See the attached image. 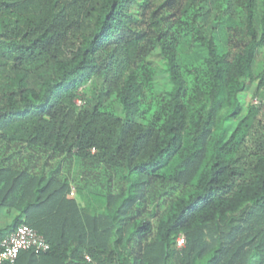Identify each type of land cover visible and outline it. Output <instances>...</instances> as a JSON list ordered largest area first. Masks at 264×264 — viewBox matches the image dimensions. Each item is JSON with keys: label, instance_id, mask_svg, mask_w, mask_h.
Returning <instances> with one entry per match:
<instances>
[{"label": "trees", "instance_id": "trees-1", "mask_svg": "<svg viewBox=\"0 0 264 264\" xmlns=\"http://www.w3.org/2000/svg\"><path fill=\"white\" fill-rule=\"evenodd\" d=\"M263 103L264 0H0V241L50 243L15 264H264Z\"/></svg>", "mask_w": 264, "mask_h": 264}, {"label": "built area", "instance_id": "built-area-1", "mask_svg": "<svg viewBox=\"0 0 264 264\" xmlns=\"http://www.w3.org/2000/svg\"><path fill=\"white\" fill-rule=\"evenodd\" d=\"M75 195L76 189L72 187L70 196L75 197ZM177 242L179 246H183L186 242L185 236L180 235ZM50 247V243L35 228L28 224H21L0 241V264H15L24 251L43 253L47 252ZM86 260L93 264L89 255H86Z\"/></svg>", "mask_w": 264, "mask_h": 264}, {"label": "rangeland", "instance_id": "rangeland-1", "mask_svg": "<svg viewBox=\"0 0 264 264\" xmlns=\"http://www.w3.org/2000/svg\"><path fill=\"white\" fill-rule=\"evenodd\" d=\"M150 60L153 61L156 65L159 63L160 60V56L158 52H155L151 55ZM254 92L253 90H251L250 95H249V100L250 101H254L255 100H260L259 98L257 99L256 96H253ZM116 109L118 112H121V105L120 104H116ZM262 113L264 114V103H263V107H262ZM98 170V169H97ZM96 170V171H97ZM72 176L74 177V182L72 183V187H76L77 182L79 180H81V174H82V169L80 166V162L78 160H76L73 164V168H72ZM100 172V171H99ZM81 178V179H80ZM82 182V181H81ZM90 186L92 187V185L90 184ZM115 187H118V184L115 185ZM77 191V190H76ZM164 191V186L158 184H155L150 192H149V208H151L154 203H158L160 206H158V211L161 213L163 212L167 206L169 205V198L167 195H161V193ZM75 197H78V193H76Z\"/></svg>", "mask_w": 264, "mask_h": 264}, {"label": "crops", "instance_id": "crops-1", "mask_svg": "<svg viewBox=\"0 0 264 264\" xmlns=\"http://www.w3.org/2000/svg\"><path fill=\"white\" fill-rule=\"evenodd\" d=\"M16 214V210L0 207V228L11 224Z\"/></svg>", "mask_w": 264, "mask_h": 264}, {"label": "clouds", "instance_id": "clouds-1", "mask_svg": "<svg viewBox=\"0 0 264 264\" xmlns=\"http://www.w3.org/2000/svg\"><path fill=\"white\" fill-rule=\"evenodd\" d=\"M255 102H256V100H255ZM257 102H258V100H257ZM257 102H256V103H257Z\"/></svg>", "mask_w": 264, "mask_h": 264}]
</instances>
